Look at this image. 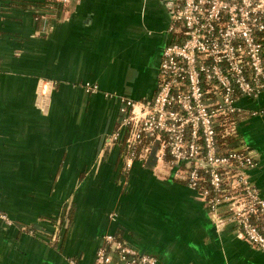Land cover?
<instances>
[{
  "label": "crops",
  "instance_id": "1",
  "mask_svg": "<svg viewBox=\"0 0 264 264\" xmlns=\"http://www.w3.org/2000/svg\"><path fill=\"white\" fill-rule=\"evenodd\" d=\"M50 1L0 0V264H94L108 234L155 264H264L228 203L215 214L166 157L125 168L121 137L107 143L119 96L155 90L171 39L163 1ZM236 104L247 112L231 143L250 149L264 194V90Z\"/></svg>",
  "mask_w": 264,
  "mask_h": 264
},
{
  "label": "built area",
  "instance_id": "2",
  "mask_svg": "<svg viewBox=\"0 0 264 264\" xmlns=\"http://www.w3.org/2000/svg\"><path fill=\"white\" fill-rule=\"evenodd\" d=\"M67 1L46 4L55 8ZM170 3L171 39L161 52L155 90L142 100L119 96V124L107 143L121 137L125 168L153 150L158 160L166 157L174 178L215 214L228 203L236 236L264 250V194L247 174L254 157L243 143H231L237 116L247 112L236 100L264 90V0ZM96 88L85 84L86 91ZM0 217L10 221L2 212ZM156 261L154 254L108 234L94 264Z\"/></svg>",
  "mask_w": 264,
  "mask_h": 264
},
{
  "label": "flooded vegetation",
  "instance_id": "3",
  "mask_svg": "<svg viewBox=\"0 0 264 264\" xmlns=\"http://www.w3.org/2000/svg\"><path fill=\"white\" fill-rule=\"evenodd\" d=\"M163 1V3L166 5V8H167V12H169V7H170V1L171 0H162ZM168 16H169V14H168ZM168 26H169V24H168ZM168 31H169V29H168ZM170 32V31H169ZM171 33V32H170Z\"/></svg>",
  "mask_w": 264,
  "mask_h": 264
},
{
  "label": "trees",
  "instance_id": "4",
  "mask_svg": "<svg viewBox=\"0 0 264 264\" xmlns=\"http://www.w3.org/2000/svg\"><path fill=\"white\" fill-rule=\"evenodd\" d=\"M117 238H119V237H117ZM120 239V238H119Z\"/></svg>",
  "mask_w": 264,
  "mask_h": 264
}]
</instances>
